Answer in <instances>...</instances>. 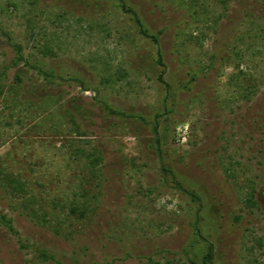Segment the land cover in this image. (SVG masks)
<instances>
[{
  "label": "rangeland",
  "instance_id": "1",
  "mask_svg": "<svg viewBox=\"0 0 264 264\" xmlns=\"http://www.w3.org/2000/svg\"><path fill=\"white\" fill-rule=\"evenodd\" d=\"M0 73V264H264V0H0Z\"/></svg>",
  "mask_w": 264,
  "mask_h": 264
},
{
  "label": "trees",
  "instance_id": "2",
  "mask_svg": "<svg viewBox=\"0 0 264 264\" xmlns=\"http://www.w3.org/2000/svg\"><path fill=\"white\" fill-rule=\"evenodd\" d=\"M135 20H136L137 24H140V22L137 19H135ZM140 32H141L142 35H145V37L152 38V40H154L156 42V38L155 37H151V36L145 34V32L143 30H140ZM16 60L18 62L24 61L23 60V57L20 54H19V56L17 57ZM161 60H162V56H161V54H159L158 55V63L161 64V62H162ZM2 76H4V75L2 73H0V78ZM15 77L19 79V75L18 74H16ZM159 80L162 81L161 78H159ZM75 154L76 153L73 152V159L74 158L75 159L78 158V156L75 155ZM84 156L87 157V155H85V154H84ZM92 158H93V161H91L90 166L93 167V168H95V164L98 162V159L96 157H92ZM12 183H15V185L14 186L13 185H10V186H13L15 188V191L16 192H23L24 191L23 184L22 183H19L17 181H12ZM31 200H33L34 203H37V201H35L36 200V197H34V198L32 197ZM248 203H250L251 206L254 204L253 200H251V199L248 201ZM71 212L72 213H79L81 217L85 216V213H84L85 210L84 209H80L79 210V207L78 206L72 207L71 208ZM43 216L45 217V215H43ZM44 217H42V219ZM2 218L4 219L5 217H2ZM36 218L38 219L37 216H36ZM4 224H5V226L7 227L8 230H10V231L13 230L12 227H11V225H10V221H4ZM212 254H213V246L211 244H208V246H207V253L204 254L203 257H202V264H210L211 261H212V256H213ZM38 256L41 259L45 260V261H53V262H55L54 257L52 255H49V254L45 253V252L40 251L38 253ZM149 264H161V263L160 262H153L152 261ZM165 264H168V263H165Z\"/></svg>",
  "mask_w": 264,
  "mask_h": 264
}]
</instances>
